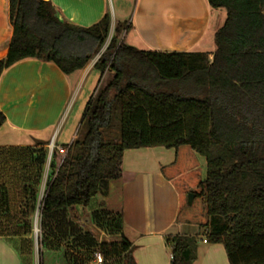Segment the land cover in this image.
Returning <instances> with one entry per match:
<instances>
[{
  "label": "trees",
  "instance_id": "obj_1",
  "mask_svg": "<svg viewBox=\"0 0 264 264\" xmlns=\"http://www.w3.org/2000/svg\"><path fill=\"white\" fill-rule=\"evenodd\" d=\"M208 3L226 12L212 55L143 51L124 41L127 24L117 23L109 41V13L82 27L49 0H9L13 36L0 75L38 59L70 76L99 56V86L77 139L63 156L54 149L57 167L41 202L42 249L58 252L70 243L79 249L65 264H89L96 252L104 264H136L124 235L99 243L82 227L90 223L87 215L70 214L91 208L123 178L125 151L157 147L175 151L161 174L178 195L176 222L205 230L207 242L224 246L230 264H264V0ZM5 122L0 111V127ZM47 157L44 145L0 150V236L31 234ZM98 205L92 221L118 235L120 209ZM166 241L171 264L195 262L196 237Z\"/></svg>",
  "mask_w": 264,
  "mask_h": 264
},
{
  "label": "crops",
  "instance_id": "obj_2",
  "mask_svg": "<svg viewBox=\"0 0 264 264\" xmlns=\"http://www.w3.org/2000/svg\"><path fill=\"white\" fill-rule=\"evenodd\" d=\"M49 1L62 18L82 27L98 23L109 13L112 28L117 23L130 27L123 36L128 45L152 52L212 55L215 34L226 19V12L212 9L208 0H110L112 14L108 0ZM12 36L9 0H0V61L8 55ZM95 64L92 61L70 76L54 64L38 59H27L4 70L0 75V111L6 122L0 130L5 128L12 140H0V150L36 149L42 145L48 150L53 144L63 154V147L72 145L78 131L65 134L66 125L59 126L58 121L74 90L77 89L82 105L92 95L91 89L99 76ZM52 126L54 138L47 141L43 135ZM174 160L175 151L163 147L125 151L123 178L110 184L105 190L107 196L101 200L121 211L120 233L113 236L114 241L124 235L131 242L136 264H171L166 239L196 237L197 258L193 264H230L222 244L204 243L205 230L202 236L194 225L176 222L178 195L161 174V168ZM29 237L0 236V264H36L28 246Z\"/></svg>",
  "mask_w": 264,
  "mask_h": 264
},
{
  "label": "rangeland",
  "instance_id": "obj_3",
  "mask_svg": "<svg viewBox=\"0 0 264 264\" xmlns=\"http://www.w3.org/2000/svg\"><path fill=\"white\" fill-rule=\"evenodd\" d=\"M108 5L110 7L109 9H110L111 14H112L113 11H112V5H111L110 0H108ZM113 31H114V28H112V30H111L109 41L113 35ZM95 61H96V58L93 60V62H95ZM100 79H101V74L99 72V76L96 79V81L93 84V87L91 89L92 90L91 94L99 86ZM74 91L75 92L73 93L72 97L67 102L68 104L66 103L65 109H64L63 113L61 114L60 119L58 121L59 126L66 125L65 134L68 131H72V132L78 131L79 132L78 128L80 129V124H81V121H82V118H83V115H84V112L86 109V104L90 98V97H87V99L85 100V104L82 105L81 104L82 100L79 98V95H77V89ZM80 105H82V106H81V111L79 112ZM53 132H54V126L48 128L46 133L43 135L44 139L47 138V141H51L54 138V137L52 138V136H54ZM4 139L5 140H12V136L8 132H6L5 128H2V130H0V140H4ZM40 140H43V138ZM51 143H53V141ZM55 148L56 147L52 144V145H50V147L47 150L48 157H47V160L44 164L43 172H42V176H41V182H40V185L38 187L37 208H36V212L34 214V217L32 219V221H33L32 232L29 235L30 236L29 239L27 240V241H29V245H28L29 248H32V256L35 259L36 264H65L66 263L65 261H67L66 257L69 258L70 255L77 253L79 250V249L78 250L75 249L76 246H75V244L72 245V243L63 244L62 250H60L58 252H48L45 249H42V246H41V236H42L41 202L43 200L47 185L49 184V182L53 178V175L55 173V169L57 167V162L52 158L53 151ZM61 156H63V154H61ZM200 161H201V165H202L203 177L206 178L205 160H204V158H200ZM104 198H105L104 195H103V197L99 196L91 208L83 209V216L82 217L87 215V217L90 220V223L87 226H84L81 224L82 227L85 229V231L90 232L92 234V235L91 234L90 235L93 236L99 243L114 241V239H115V238L113 239L112 231L109 227H104L105 225L103 226L102 223H101V225H99L98 220L92 221V219H91L92 213L95 210H97L99 207V205H98L99 201H101ZM76 216H80V213L78 211H77V213L72 212L70 214L71 219L76 218ZM195 230L197 231V234L203 236V233H204L203 229L199 228L198 226H195ZM109 237H111V238H109ZM24 261H26V259H24ZM91 263H93V261H91L89 264H91Z\"/></svg>",
  "mask_w": 264,
  "mask_h": 264
},
{
  "label": "built area",
  "instance_id": "obj_4",
  "mask_svg": "<svg viewBox=\"0 0 264 264\" xmlns=\"http://www.w3.org/2000/svg\"><path fill=\"white\" fill-rule=\"evenodd\" d=\"M99 59V56L96 57V61L97 62ZM38 231V230H37ZM204 243H207L206 240H204ZM105 263V260H104V257L103 255L100 253V252H96L94 254V260H93V263L92 264H104Z\"/></svg>",
  "mask_w": 264,
  "mask_h": 264
},
{
  "label": "water",
  "instance_id": "obj_5",
  "mask_svg": "<svg viewBox=\"0 0 264 264\" xmlns=\"http://www.w3.org/2000/svg\"><path fill=\"white\" fill-rule=\"evenodd\" d=\"M193 199H194V195L190 194V195H189V204H190V205L192 204ZM77 211L80 213V216L82 217V216H83V207L78 206V207H77Z\"/></svg>",
  "mask_w": 264,
  "mask_h": 264
}]
</instances>
